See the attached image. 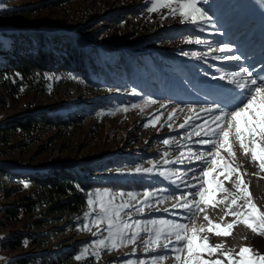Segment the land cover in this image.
<instances>
[{
  "label": "rangeland",
  "instance_id": "rangeland-1",
  "mask_svg": "<svg viewBox=\"0 0 264 264\" xmlns=\"http://www.w3.org/2000/svg\"><path fill=\"white\" fill-rule=\"evenodd\" d=\"M227 3L230 2L227 0ZM0 4L4 5L0 8V43L4 46L9 41L5 35L8 33L63 35L68 42H77L86 52L93 51L110 63L121 53L131 60L138 56L142 64L151 66L150 73L153 75L150 79L151 74L142 71V79L147 77L145 82H141V79L134 80L135 87L124 86L122 89H115L113 85L108 84L96 87L84 84L79 78L57 73L32 74L31 78L25 79L21 85H17L19 83L13 79L12 84L18 86V91L13 96H7L6 91L0 88V224L4 225L0 226V264H19L18 261L22 258L43 255L51 256L49 259L53 262L63 261L62 264H127L128 261L139 264L141 260L150 262L152 257L158 254L167 255L163 264H176L170 250L157 249L155 252H146L140 240L118 249H101L97 259L92 255V242L107 236V232L102 228L98 230L93 225H90L88 231L82 230L83 224L90 222L97 214L85 217V213L90 210L87 201L90 195L93 198L97 195L103 197L105 192L112 196L122 192L126 198V194L131 191L142 197L145 190L169 188L170 192L160 193L161 196L170 197L168 200L162 204L153 203L143 216L133 212V219H163L176 223H191L186 218L189 214L183 209L173 208L172 204L175 202L174 196L194 189H187L183 184L177 189L156 171H135L137 167H151L150 162H161V167L179 170L181 174L187 173L183 175L185 183H195L192 176L198 175L199 161L163 165V153L167 151V158L175 160L182 150H187L185 145L190 147L193 153L211 147L195 143L200 137L187 138V134L192 131V125L179 127L192 115L188 111L189 106L195 107L200 116L193 124H202L207 116L200 113L199 108L211 102L198 95L191 103H186L185 95L188 92L183 91L177 84L183 76L179 72H169V61L162 69L161 65H158V59L171 60L170 58L176 57L183 61H192L198 58V73L201 79L214 81L215 84L213 87L206 84L194 85V88L203 86L209 93L224 97L233 87L225 90L223 80L219 79L221 72L238 70L241 63L217 57L236 56L235 51L231 48L230 52L218 51L222 42L213 43L210 39L212 33H205L203 24L187 21L181 23L179 16L167 15V9L148 13L150 0H0ZM255 8L254 4L250 9ZM250 9L248 5L242 8L243 15L246 16ZM197 38L203 43L186 42L195 41ZM32 39H36L35 35ZM193 52L196 53L195 56L192 55ZM253 61L254 59L250 64ZM164 69L169 76L165 74ZM256 76H264V71ZM156 78L161 84L166 83L168 95H164V99L155 94L151 97V84ZM124 80L125 78L120 82ZM191 84L190 82L185 86L191 88ZM149 99L155 103L146 104ZM95 101L99 106L92 110V113L82 115L79 122H33L31 128L26 130L12 123L16 118L22 119L40 113L63 116L66 114L65 107L70 110L78 109L94 104ZM102 101L109 104L106 105ZM162 104L165 107L162 108ZM124 108L127 110H121ZM173 108L177 111L170 120L169 113ZM166 138H174L179 143L165 146L162 141ZM233 143L236 154L234 163L242 173H246L242 178L249 186L252 200L260 211H264V172L259 170L258 162L251 161L250 155L243 154L239 145L234 141ZM222 155L227 156V153ZM109 160H119L123 163L120 166L107 165L106 168L94 167V164L103 166ZM84 164L90 165L89 169L84 173L75 172L76 176L82 179L89 177L95 185L85 193L86 209L73 215L66 212L49 214V209L54 203L42 199L41 188L31 182L22 181L21 177V174H33L36 171L45 173L53 166L65 165L73 168ZM189 168L196 171L188 172ZM3 172H10V177H5ZM211 179L210 175L209 180ZM220 179L223 180V176ZM232 180H235L234 176ZM25 183L28 184L27 188L24 187ZM224 184L230 191H235L229 181ZM210 187L214 185L210 184ZM216 195L219 198L221 193L217 192ZM26 196L33 197L36 204L33 212L24 214ZM115 202L119 204L120 198L117 197ZM8 209L15 213L16 217L12 220L6 214ZM206 211L214 223L223 225L234 219L231 216L224 217L223 206L218 209L209 207ZM221 217L224 219L221 220ZM193 219L197 224L207 225L203 213L198 212ZM36 220L44 222L38 229L32 225ZM16 233L25 234L27 237L21 238L17 249L12 251L6 246L11 241V235ZM142 235L147 238V234ZM202 235H207L212 245L221 244L224 251L238 252L241 246H246L255 253L264 255V237L253 233L242 224L235 225L229 236H216L207 232ZM44 237L47 240L43 245L34 241ZM86 247L89 251L85 257L76 260L75 257ZM71 250L73 252L70 257H65L66 254L61 256ZM40 262L41 259H38L31 264Z\"/></svg>",
  "mask_w": 264,
  "mask_h": 264
},
{
  "label": "snow or ice",
  "instance_id": "snow-or-ice-1",
  "mask_svg": "<svg viewBox=\"0 0 264 264\" xmlns=\"http://www.w3.org/2000/svg\"><path fill=\"white\" fill-rule=\"evenodd\" d=\"M198 2L199 0H150L151 6L147 7V11L153 13L167 9V15L179 16L181 23L187 21L192 24H211L212 17L203 7L198 6ZM202 2L207 3V0H202ZM3 7L4 5L0 4V8ZM186 42L203 43L199 38ZM217 50L230 52L227 44ZM192 55L195 56L196 53L193 52ZM217 58L226 61L241 59L235 55ZM219 79L234 86L230 93L206 106H200L199 112L207 116L202 124H193V121L200 119V116L195 107L189 106L188 111L192 115L179 125L180 128L192 125V131L187 134V138L200 137L195 143L211 147L193 153V150L185 145L187 150H182L175 160L167 158L169 155L167 151L162 156L163 165L199 161L198 175L192 176L195 183H185L183 175L187 173L181 174L179 170L161 167V162H150L151 167L149 168L137 167L135 169L138 173L156 171L159 176L168 180L177 189L181 184L187 189H194V191H184L174 196L175 202L172 204L173 208H180L188 213L186 218L191 223H176L163 219H133V212L143 216L153 203L162 204L168 200L170 197L161 196L160 193L170 192L169 188L145 190L142 197L131 191L126 194V198L125 193L122 192L116 196L105 192L103 197L97 195L95 198L90 195L87 201L90 210L85 213V217H90L93 213L97 214L90 222L83 224L82 230L88 231L90 225H93L98 230L102 228L107 232V236L92 242L94 249L92 255L97 259H99L101 249H118L121 246L135 244L140 240L146 252H155L157 249L170 250L176 264H225V261L227 264H264V255L255 253L249 247L241 246L238 252L224 251L221 244L212 245L209 237L202 235L207 232L216 236H229L235 225L242 224L253 233L264 237V211H260L252 200L249 186L242 178L246 173H242L234 163L236 154L233 143L234 141L239 145L243 154L250 155L251 161L258 162L259 170L264 172V76H256L250 69L238 65V70L222 71ZM132 94L135 95V93ZM152 103L155 101L151 99L146 101V104ZM161 107L165 105L162 104ZM121 110L126 111L127 109ZM176 111L177 109L173 108L169 113L170 120ZM169 127L171 128V124ZM162 142L165 146L179 143L174 138H166ZM222 153H227V156ZM187 171L195 172L196 170L189 168ZM210 175L211 181L209 180ZM221 176L223 180L220 179ZM225 181L232 183L235 191H230L225 187ZM210 184L214 187H210ZM24 187L27 188L28 184L25 183ZM217 192L221 193L219 198L216 195ZM117 197L121 200L119 204L115 202ZM240 201L243 203L241 204ZM220 206H223L224 217L234 218L230 223L223 225L214 223L209 217L206 209L209 207L218 209ZM234 208L238 210H233ZM198 212L203 213V219L207 221V225L195 223L193 217ZM224 217L220 219L223 220ZM142 233L147 234V238ZM93 234L96 235V233ZM88 251L87 247L84 248L75 259L78 261L83 259ZM166 259V254H158L153 256L150 262L141 260L139 264H163ZM127 264H132V262L128 261Z\"/></svg>",
  "mask_w": 264,
  "mask_h": 264
},
{
  "label": "trees",
  "instance_id": "trees-1",
  "mask_svg": "<svg viewBox=\"0 0 264 264\" xmlns=\"http://www.w3.org/2000/svg\"><path fill=\"white\" fill-rule=\"evenodd\" d=\"M5 35L9 41L6 46L0 43V88L6 91L7 96L16 94L17 85L24 84L25 79L31 78L32 74H65L68 77L79 78L84 84H91L96 87L108 84L113 85L112 87L115 89H122L124 86L125 88L135 87L134 80H146V78L142 79V71L150 68L149 64L143 66L141 60H138L140 59L138 56L131 60L123 53L118 54L116 60L110 63L93 51L86 52L77 42H68V39H65L63 35L36 32L8 33ZM31 35H35L36 39L33 40ZM123 78H125L124 82H120ZM13 79H16V83L19 84L14 86L12 84ZM93 103L78 109L72 108L70 110L65 107L66 114L63 116L56 114L49 116L40 113L36 116H25L22 119L16 118L12 123L26 130L31 128L33 122H40V124L79 122L82 115L92 113V110L99 106L96 101ZM102 103L109 104V102L103 101ZM122 163L119 160H109L103 166L102 164H94V167L106 168L107 165L120 166ZM89 166L87 164L73 168L65 165L53 166L45 173L36 171L33 174H21V177L22 181L31 182L41 188L42 199H48L54 203L49 209V214L66 212L73 215L86 209L85 193L89 192L95 185L89 177L82 179L75 174V172H86ZM3 173L5 177L11 175L10 172ZM55 199L56 202H54ZM24 200L26 203L23 213L33 212L36 201L31 196L24 197ZM6 214L11 220L16 217L14 211L10 209L6 211ZM43 224L44 222L36 220L32 225L38 229ZM0 226L4 225L0 224ZM23 237L27 236L25 234H12L11 241L6 247L15 251ZM46 240L47 238L44 237L34 241L43 245ZM72 252L73 250L68 253L65 252L61 256L66 254L65 257H70ZM49 257L51 256L26 257L19 260L18 263L31 264L32 261L38 259H41L38 264H62L61 262H63H53Z\"/></svg>",
  "mask_w": 264,
  "mask_h": 264
},
{
  "label": "bare ground",
  "instance_id": "bare-ground-1",
  "mask_svg": "<svg viewBox=\"0 0 264 264\" xmlns=\"http://www.w3.org/2000/svg\"><path fill=\"white\" fill-rule=\"evenodd\" d=\"M172 210V209H171Z\"/></svg>",
  "mask_w": 264,
  "mask_h": 264
}]
</instances>
